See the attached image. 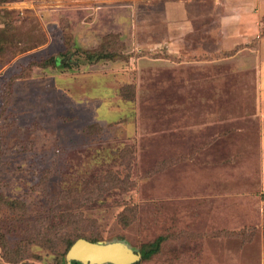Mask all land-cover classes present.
Wrapping results in <instances>:
<instances>
[{"label": "rangeland", "instance_id": "374dc122", "mask_svg": "<svg viewBox=\"0 0 264 264\" xmlns=\"http://www.w3.org/2000/svg\"><path fill=\"white\" fill-rule=\"evenodd\" d=\"M160 5L0 0V264H264L263 95Z\"/></svg>", "mask_w": 264, "mask_h": 264}, {"label": "crops", "instance_id": "0c3cea01", "mask_svg": "<svg viewBox=\"0 0 264 264\" xmlns=\"http://www.w3.org/2000/svg\"><path fill=\"white\" fill-rule=\"evenodd\" d=\"M159 11L176 43L201 30L200 45L233 50L229 58L238 69H252L258 93L263 95L256 114L264 117V0H162ZM218 57L212 62L224 61Z\"/></svg>", "mask_w": 264, "mask_h": 264}, {"label": "water", "instance_id": "95a60500", "mask_svg": "<svg viewBox=\"0 0 264 264\" xmlns=\"http://www.w3.org/2000/svg\"><path fill=\"white\" fill-rule=\"evenodd\" d=\"M141 256L120 242L93 243L86 239H77L66 253L67 260L81 264H132Z\"/></svg>", "mask_w": 264, "mask_h": 264}, {"label": "trees", "instance_id": "16d2710c", "mask_svg": "<svg viewBox=\"0 0 264 264\" xmlns=\"http://www.w3.org/2000/svg\"><path fill=\"white\" fill-rule=\"evenodd\" d=\"M100 59V58H99ZM51 62H52V64H54V65H59L60 64V61L58 60V59H56V58H52L51 59ZM92 241H95V240H92ZM75 242V241H74ZM74 242H71L70 244H69V247H68V249L70 248V246L74 243ZM156 249V248H155ZM155 249H152V250H149V251H142V253H141V255H142V258H148L149 256H151L152 254H155L156 252H158L157 251V249L155 250ZM72 263L73 264H79L78 262H76V261H72Z\"/></svg>", "mask_w": 264, "mask_h": 264}]
</instances>
